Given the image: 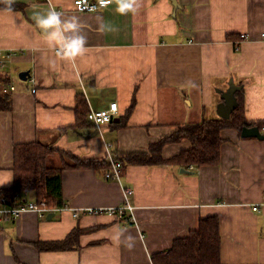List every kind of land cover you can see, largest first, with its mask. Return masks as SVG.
Wrapping results in <instances>:
<instances>
[{
	"label": "crops",
	"instance_id": "obj_1",
	"mask_svg": "<svg viewBox=\"0 0 264 264\" xmlns=\"http://www.w3.org/2000/svg\"><path fill=\"white\" fill-rule=\"evenodd\" d=\"M177 1L137 0L127 14L116 11V0L97 11L77 10L74 0H13L20 7H0V49L18 50L5 70L15 89L13 108L0 110V188L13 185L15 143L39 140L83 158L107 149L146 150L179 124L218 117L213 111L233 81L242 83L246 119L264 120V0ZM50 7L62 20L76 18L86 38L83 55L61 60L49 47L33 16ZM22 70L37 83L20 78ZM79 93L89 108L117 102L114 120L100 128L71 126ZM133 97L136 105L120 126ZM222 134L221 160L189 171L129 164L113 179L94 168L64 169L66 204L119 205L130 187L137 223L108 214L76 217L67 210L58 219L26 211L0 226V264H153L152 253L213 214L220 217L225 264H264V138L241 137L234 128ZM190 145L186 138L168 143L164 156ZM61 161L55 154L49 163ZM77 226L92 228L80 235L78 248L41 247Z\"/></svg>",
	"mask_w": 264,
	"mask_h": 264
},
{
	"label": "trees",
	"instance_id": "obj_2",
	"mask_svg": "<svg viewBox=\"0 0 264 264\" xmlns=\"http://www.w3.org/2000/svg\"><path fill=\"white\" fill-rule=\"evenodd\" d=\"M2 8H18L15 2L9 4L7 0H0ZM238 36V35H237ZM233 39L234 35L229 34ZM240 37V36H238ZM11 79L8 73L0 68V110L13 108V94L9 85ZM232 82L235 95V107L228 118L204 117L199 121L179 124L171 134L149 143L146 150L124 151L114 150L113 156L121 160L122 168L129 164L166 165L189 169L191 165L216 164L221 160V145L224 141L225 128L236 129L240 136L245 126H258L264 134V120L248 121L245 116V102L243 86ZM136 105L133 97L122 121L118 125H127V119ZM89 104L83 93L76 98L77 122L71 126L95 124L87 119ZM191 142L190 147L180 150L172 156H164L163 149L168 143L180 142L183 139ZM14 182L10 187L0 188V204H15V195L19 194L20 202H26L27 196L32 193L38 201L45 200L50 206H64L66 200L63 193L62 171L67 168H94L105 172L111 166L108 153L102 157L83 158L72 151L61 149L39 140L18 142L14 144ZM58 154L61 157L60 165L49 163L51 156ZM122 170V169H121ZM29 193L26 196V193ZM18 204V203H17ZM124 224H132L127 218L120 219ZM76 227L62 240L45 242V249L51 248H78L79 237L84 231ZM73 244V245H72ZM222 235L220 217L217 214L202 216L197 229L183 237L174 239L171 247L152 253L153 264H225L222 261Z\"/></svg>",
	"mask_w": 264,
	"mask_h": 264
},
{
	"label": "built area",
	"instance_id": "obj_3",
	"mask_svg": "<svg viewBox=\"0 0 264 264\" xmlns=\"http://www.w3.org/2000/svg\"><path fill=\"white\" fill-rule=\"evenodd\" d=\"M74 5L77 10L80 11H97L104 7L98 4V0H74ZM109 5V4H108ZM107 5V6H108ZM245 37V34H242ZM18 55V50H2L0 49V68L7 70L12 67L14 58ZM31 77V78H30ZM31 81L36 84L37 79L30 76ZM10 89H15V85L10 83ZM32 91L35 92L36 88L33 86ZM119 111L118 103L111 102L110 106L102 109L90 108L87 119L94 123L98 128L102 124L112 122L114 115ZM107 153L111 160V166L105 170L104 175L107 178L120 179V171L122 168V162L114 158L112 151L107 149ZM193 168V165L190 166ZM133 193V189L125 187L124 190V202L119 205H108V206H84V207H72L68 204L64 206H50L47 205L45 200L27 199L26 202H20L19 194L15 195V204L4 203L0 204V226L7 221L16 219L19 215L26 211H33L38 214L39 217H45L52 213L56 218H61L64 211H71L76 217L82 214H108L118 219L127 218L129 221L137 223L134 214V206L129 200V196ZM27 194V193H26ZM18 203V204H17ZM254 210L259 208L258 204L253 205Z\"/></svg>",
	"mask_w": 264,
	"mask_h": 264
},
{
	"label": "clouds",
	"instance_id": "obj_4",
	"mask_svg": "<svg viewBox=\"0 0 264 264\" xmlns=\"http://www.w3.org/2000/svg\"><path fill=\"white\" fill-rule=\"evenodd\" d=\"M7 2L11 4L13 0H7ZM111 2L112 0H98L101 7H106ZM116 4L117 12L127 14L136 11L137 0H116ZM33 19L37 26L47 34L46 41L49 47L55 50L58 59L74 60L77 56L84 54L86 38L80 34L79 24L75 17L62 20L60 13L50 7L46 14L36 13Z\"/></svg>",
	"mask_w": 264,
	"mask_h": 264
},
{
	"label": "water",
	"instance_id": "obj_5",
	"mask_svg": "<svg viewBox=\"0 0 264 264\" xmlns=\"http://www.w3.org/2000/svg\"><path fill=\"white\" fill-rule=\"evenodd\" d=\"M172 2L177 6L178 1L172 0ZM20 78L26 80L31 76V73L29 70H22L19 72ZM234 89L235 88H229L228 91L224 92V101L219 104L218 106V114L222 117L228 118L231 115V111L235 107V95H234ZM114 120V119H113ZM241 135L243 137H250L255 136L259 138H264V134L261 132L258 126H245L242 129ZM182 171H189L188 169H181ZM53 216L52 213L48 215V217Z\"/></svg>",
	"mask_w": 264,
	"mask_h": 264
},
{
	"label": "rangeland",
	"instance_id": "obj_6",
	"mask_svg": "<svg viewBox=\"0 0 264 264\" xmlns=\"http://www.w3.org/2000/svg\"><path fill=\"white\" fill-rule=\"evenodd\" d=\"M217 110H218V109H217ZM213 114H214V116L219 115V114L216 112V109H214ZM219 116H220V115H219ZM30 198H31V199H34V195H33L32 193L30 194Z\"/></svg>",
	"mask_w": 264,
	"mask_h": 264
}]
</instances>
